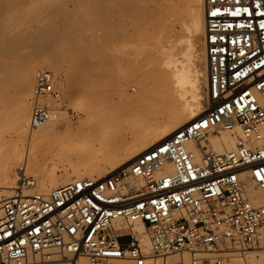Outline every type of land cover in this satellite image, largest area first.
I'll list each match as a JSON object with an SVG mask.
<instances>
[{"label":"built area","instance_id":"2783aa9c","mask_svg":"<svg viewBox=\"0 0 264 264\" xmlns=\"http://www.w3.org/2000/svg\"><path fill=\"white\" fill-rule=\"evenodd\" d=\"M207 105L126 167L42 193L19 170L0 192V264H248L264 252V0H202ZM57 79H34L29 127L55 118ZM226 132L234 149L216 153ZM190 146V148H188ZM143 227L149 253L134 225Z\"/></svg>","mask_w":264,"mask_h":264},{"label":"bare ground","instance_id":"6f19581e","mask_svg":"<svg viewBox=\"0 0 264 264\" xmlns=\"http://www.w3.org/2000/svg\"><path fill=\"white\" fill-rule=\"evenodd\" d=\"M191 1L192 6H189L187 11L188 22H185V24L187 23V37L185 52L182 53L184 61H180L178 58L174 59L169 52H165L157 67V73L162 74L166 71V74H169L168 79L160 86L150 89L144 76L137 75L136 77L140 80L139 89L133 95V101L129 100L126 94L108 93V102L101 107L93 103L92 100H90L92 103L89 102L87 106L83 104V100L71 102L67 108L68 112L81 110L89 115L74 127L67 119L66 113L56 112L55 118L46 125L37 129H29L30 102L32 103V100L29 102L28 96L30 95L31 79L36 77L42 67L35 66L31 62L22 65L15 70L16 75L12 80L13 72L9 71V73L6 70L3 55L10 51L14 54L13 49L16 50L21 43L18 39L19 36L27 35L26 37L31 38L30 36L35 34L36 29L40 27V19L35 22V27L32 28L33 24L20 13L11 12L8 17L6 16V20L0 18V93L10 90L15 96L13 102L4 101V103H8L5 105H1L2 102H0V140L7 137L6 144L9 143L7 145H10V148L11 144L15 147L14 151H11L8 150L7 145H4L5 149H2L3 145L0 146V191L7 193L13 189L18 181L19 170L22 169L25 173L30 170L35 176H42L39 191L47 193L53 188L82 178V176L101 175L103 171L111 172L126 167L141 152L167 138L175 130L199 116L203 112V106L195 70V60L197 59L195 44L199 34L203 39L204 13L202 15V8L200 9L202 0ZM121 3L123 4V2ZM120 6L122 7V5ZM41 17L38 15V18ZM41 28H39L40 31ZM185 30L186 28L184 32ZM38 34L35 37H38ZM32 38L31 40H33ZM172 38L173 30L166 26L164 36L166 45L172 41ZM41 46L44 49L43 44L39 49ZM22 54L25 55V53ZM31 54L33 53L31 52ZM203 54L205 56V52ZM26 59L28 60L27 57ZM55 76L57 84H60V75L55 74ZM70 81L72 80L70 79ZM94 98L97 97L94 96ZM1 99L0 101H2ZM4 99L6 100V98ZM219 134L209 138L211 149L216 153L233 150L234 139L226 132ZM57 172H62V174L57 176ZM250 190L259 196L254 204L260 205L264 201V195L257 190ZM134 230L140 235L143 251L149 253V245L142 225L135 224ZM186 257V255L183 257L167 256L163 258V264H187L188 258ZM256 261L259 260L251 254L248 263L253 264ZM148 263L149 261L146 262V264Z\"/></svg>","mask_w":264,"mask_h":264},{"label":"rangeland","instance_id":"374dc122","mask_svg":"<svg viewBox=\"0 0 264 264\" xmlns=\"http://www.w3.org/2000/svg\"><path fill=\"white\" fill-rule=\"evenodd\" d=\"M121 2L126 4L123 5ZM118 6L121 8L119 9ZM189 6H192L191 0H0L1 19L6 20V16L8 17L11 12L20 13L33 24L32 28L39 19L41 21L39 28L42 27L41 31L38 28L36 33L33 32L35 34L31 36L29 35L31 32L28 34L32 38L39 33V38L35 37L31 40L26 37L27 35L18 37L21 43L16 50L13 49L14 54L10 51L11 53L7 52L3 55L4 66L8 72H13L12 80L16 75L15 70L30 62L35 66H41L40 71H50L55 78V74H59L61 78V83L57 85L60 92L59 100L47 99L41 100V103L54 108L56 112L66 113L67 119L74 127L89 115L81 110L68 112L67 108L71 102L83 100V104L87 106L92 100L101 107L108 102V93L126 94L128 99L133 101V95L139 89L140 80L137 75L144 76L150 89L160 86L168 79L169 74H166V71L162 74L157 73V67L165 52H169L174 59L184 61L182 53L185 52L186 46L187 23L185 22H188ZM200 9L203 15L202 5ZM38 15L42 17L38 18ZM166 26L173 30V38L169 46L164 42ZM39 44H43L44 49L43 46L39 49ZM195 49L197 58L195 70L204 111L207 105V77L201 34L197 36ZM18 53H25L26 56ZM34 79L35 77L31 79L29 102L32 98ZM89 92L91 95H87ZM2 94L0 93V99L3 98L0 101L1 105L15 100L10 90ZM10 98L13 100H8ZM31 107L30 102V109ZM218 135L220 134L215 136ZM2 140L0 146L3 145L2 149H5L4 145L9 144H6L7 137ZM7 147L8 150L14 151L13 144L11 148L10 145ZM107 173L108 170L103 171L101 175L82 177L97 178ZM26 174L36 180L39 191L42 176H35L30 170ZM56 174L59 176L62 172ZM251 254L259 260L253 264H264V252L257 251ZM158 263L161 264L162 260Z\"/></svg>","mask_w":264,"mask_h":264},{"label":"snow or ice","instance_id":"6c2138e0","mask_svg":"<svg viewBox=\"0 0 264 264\" xmlns=\"http://www.w3.org/2000/svg\"><path fill=\"white\" fill-rule=\"evenodd\" d=\"M261 27L264 28V24H262Z\"/></svg>","mask_w":264,"mask_h":264}]
</instances>
